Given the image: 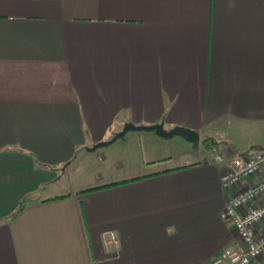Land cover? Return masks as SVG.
<instances>
[{
    "label": "crops",
    "instance_id": "1",
    "mask_svg": "<svg viewBox=\"0 0 264 264\" xmlns=\"http://www.w3.org/2000/svg\"><path fill=\"white\" fill-rule=\"evenodd\" d=\"M128 122L190 128L209 152L89 150ZM255 149L264 0H0V264H211L242 245L226 199L263 173L220 176Z\"/></svg>",
    "mask_w": 264,
    "mask_h": 264
},
{
    "label": "built area",
    "instance_id": "2",
    "mask_svg": "<svg viewBox=\"0 0 264 264\" xmlns=\"http://www.w3.org/2000/svg\"><path fill=\"white\" fill-rule=\"evenodd\" d=\"M224 161L214 150L206 158L207 163ZM260 173L263 176L258 183L230 194L220 214L222 220L232 225L242 245L222 250L211 264H252L261 257L264 232L257 235L255 227L264 220V149L234 154L225 163L220 182L225 190H233L243 179Z\"/></svg>",
    "mask_w": 264,
    "mask_h": 264
},
{
    "label": "rangeland",
    "instance_id": "3",
    "mask_svg": "<svg viewBox=\"0 0 264 264\" xmlns=\"http://www.w3.org/2000/svg\"><path fill=\"white\" fill-rule=\"evenodd\" d=\"M114 134H110L111 136H109L108 140L112 138ZM180 138L181 137L179 136H173L171 138L160 137L153 131H129L123 137L115 140L113 143L108 145V147L114 144H166V153L168 156L170 155L171 157H173V159L195 156L196 151H193L192 146L188 144H180L181 142H184L181 141L182 139ZM167 144H169V146ZM108 147H103L101 149H106ZM199 148L200 152H203L205 154L209 152V149H207L203 145H201ZM103 171L104 170H102V172ZM64 177L66 178V176ZM82 177V174L73 172L70 174L69 179L70 182H78ZM62 180L63 182H66L65 179Z\"/></svg>",
    "mask_w": 264,
    "mask_h": 264
},
{
    "label": "water",
    "instance_id": "4",
    "mask_svg": "<svg viewBox=\"0 0 264 264\" xmlns=\"http://www.w3.org/2000/svg\"><path fill=\"white\" fill-rule=\"evenodd\" d=\"M128 131H153L156 135L164 138H171L173 136H181L184 140L188 141L193 150H197L200 143L199 133L195 130L184 126H174L169 130L165 129L163 123H156L151 125H135L133 123H125L122 129L115 133L109 140H102L94 144L89 150H94L98 147L109 145L115 140L123 137Z\"/></svg>",
    "mask_w": 264,
    "mask_h": 264
},
{
    "label": "trees",
    "instance_id": "5",
    "mask_svg": "<svg viewBox=\"0 0 264 264\" xmlns=\"http://www.w3.org/2000/svg\"><path fill=\"white\" fill-rule=\"evenodd\" d=\"M201 141H202V143H204V144H205V143H207V138H205V137H204V138H202V140H201ZM205 145H206V144H205ZM207 145L209 146V144H207ZM94 189H95V188H94Z\"/></svg>",
    "mask_w": 264,
    "mask_h": 264
}]
</instances>
